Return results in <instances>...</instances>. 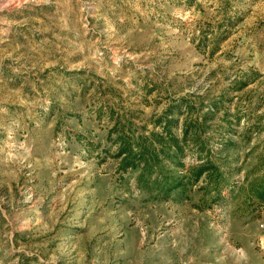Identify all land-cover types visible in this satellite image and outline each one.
<instances>
[{"label": "rangeland", "instance_id": "rangeland-1", "mask_svg": "<svg viewBox=\"0 0 264 264\" xmlns=\"http://www.w3.org/2000/svg\"><path fill=\"white\" fill-rule=\"evenodd\" d=\"M169 107L218 196L118 169L112 125ZM261 181L264 0H0V264H264Z\"/></svg>", "mask_w": 264, "mask_h": 264}, {"label": "trees", "instance_id": "trees-1", "mask_svg": "<svg viewBox=\"0 0 264 264\" xmlns=\"http://www.w3.org/2000/svg\"><path fill=\"white\" fill-rule=\"evenodd\" d=\"M211 110L212 109H209V111L205 113V121H207L209 117H212L214 111ZM170 111H172V107H169L154 121V126L149 131L147 130L148 133H146V124L142 125V127H135L134 123L130 122V119L129 122L125 124L116 121L112 125L110 131L115 132L113 142L117 146L114 156L120 159L118 169L124 171L129 169L151 170L158 167L159 169H157L159 172H154L157 177H161L166 184H169V189L181 188L185 190L188 185L195 184L203 177L205 178L206 186L201 187L208 192L211 191L209 185L214 184L213 189H218V194H216L218 196L220 193L218 184L224 182L225 176L220 171L219 166L212 160L210 161V159H212V149L208 148L206 144L208 141L202 139L203 130L205 129L201 128L196 120L185 119L182 127V136H178L173 130L176 119L172 116H175V114H170ZM159 125L161 128L160 130L157 129ZM190 141H192L193 147H196L195 149H197L199 153V161L191 163L190 166L187 167L182 159L186 153V145L189 144ZM168 156L172 159L176 156V164L183 168H180L179 171L172 174L163 170L161 164ZM150 172L151 171H148L147 173L150 174ZM144 174L145 173L141 171L140 176H138L139 181L144 180ZM222 178H224V180L221 182ZM251 184V189L256 197L264 202V181Z\"/></svg>", "mask_w": 264, "mask_h": 264}]
</instances>
